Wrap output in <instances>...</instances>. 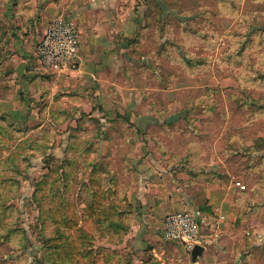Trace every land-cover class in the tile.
Listing matches in <instances>:
<instances>
[{
	"label": "rangeland",
	"instance_id": "rangeland-1",
	"mask_svg": "<svg viewBox=\"0 0 264 264\" xmlns=\"http://www.w3.org/2000/svg\"><path fill=\"white\" fill-rule=\"evenodd\" d=\"M144 6L143 35L98 89L79 84L82 59L57 75L32 55L17 83L0 81V264H135L130 160L142 154L166 170L225 166L243 210L223 264H264V0ZM10 27L0 21V74ZM144 111L153 123L139 131Z\"/></svg>",
	"mask_w": 264,
	"mask_h": 264
},
{
	"label": "crops",
	"instance_id": "crops-1",
	"mask_svg": "<svg viewBox=\"0 0 264 264\" xmlns=\"http://www.w3.org/2000/svg\"><path fill=\"white\" fill-rule=\"evenodd\" d=\"M148 2L151 0H0V21L3 25L11 26V32L7 35L10 48L2 54L3 67L10 70L0 74L1 83L14 84L19 75H25L30 58L34 56L35 44L47 23L58 15H66L75 21L80 32L78 56L84 65L76 74L79 84L91 79L95 81L93 89H98L104 79L102 72L113 66L111 56L114 52L127 49L131 39L143 35L146 17L142 9H145L143 4ZM39 6L41 11L37 14L35 10ZM23 10L31 13L21 17L19 14ZM14 25L17 27L15 32ZM96 98L102 99L98 93ZM6 99V96H0V102ZM127 113V119L135 115ZM143 116L145 121L141 125H134L136 130L142 131L153 123L152 112L144 111L139 117ZM138 145H142V150H147L152 144L149 147L143 143ZM130 164L135 165L138 171L137 181L133 185L136 190L131 189L129 192L135 207L130 235L126 238L133 253V262L223 264L225 260L222 259H226L232 252L231 245L242 231L236 226L242 218L239 215L243 210L235 197L240 192L239 184L231 179L226 167L220 168L215 175L208 171L187 172L186 167L177 171L166 170L158 158L146 154H142L140 160L131 159ZM177 211L197 214L200 236L205 240V247H202L201 255L195 260L191 253L185 252L176 243L167 242L168 245L161 246L159 243L166 241L153 235L159 231L161 234L162 219Z\"/></svg>",
	"mask_w": 264,
	"mask_h": 264
},
{
	"label": "built area",
	"instance_id": "built-area-1",
	"mask_svg": "<svg viewBox=\"0 0 264 264\" xmlns=\"http://www.w3.org/2000/svg\"><path fill=\"white\" fill-rule=\"evenodd\" d=\"M79 51L80 32L75 21L58 15L47 23L35 44L34 56L45 72L60 75L75 70ZM162 238L180 245L187 253H191L196 246L205 247L198 222L190 211L168 214L164 219Z\"/></svg>",
	"mask_w": 264,
	"mask_h": 264
},
{
	"label": "water",
	"instance_id": "water-1",
	"mask_svg": "<svg viewBox=\"0 0 264 264\" xmlns=\"http://www.w3.org/2000/svg\"><path fill=\"white\" fill-rule=\"evenodd\" d=\"M194 218H195L196 221H198L197 220V214H194ZM202 251H203V248L202 247L196 246L193 249V251L191 252V255H192L193 260H195L196 257H198L199 255H201Z\"/></svg>",
	"mask_w": 264,
	"mask_h": 264
}]
</instances>
